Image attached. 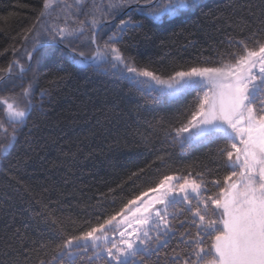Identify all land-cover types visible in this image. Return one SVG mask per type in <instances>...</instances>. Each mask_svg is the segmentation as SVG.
<instances>
[{
    "label": "snow or ice",
    "instance_id": "snow-or-ice-1",
    "mask_svg": "<svg viewBox=\"0 0 264 264\" xmlns=\"http://www.w3.org/2000/svg\"><path fill=\"white\" fill-rule=\"evenodd\" d=\"M202 7L198 0H40L34 19L18 33L21 41H32L26 51L30 63L26 67L14 62L19 76L32 72V78L16 93L12 65L6 78L0 76V88L10 93L0 96L4 109L0 154L5 159L28 127L29 116L37 110L45 115V98L71 78L67 71L53 74L36 98L34 62L54 59L59 53L75 65L127 80L153 98L192 96L187 122L176 130L186 133L181 143L223 141L212 163L217 172L221 167L230 171L215 175L205 165L195 174L164 175L76 235L63 234V226L47 211L36 213L38 219L51 221L60 233L55 237L59 242H37L35 249L22 245L25 261L35 251L36 264H64L65 260L75 264L77 257L91 251L89 264H147L146 258L153 256L156 264H264V0H233L224 13L212 14L219 25L216 31L226 34L228 44L225 48V41L220 42L216 66L168 72L143 65L130 53L129 41L139 33L148 38L145 22L181 18ZM86 108L82 101L81 115H87ZM110 111L114 114V109ZM39 128L33 121L29 133ZM142 143L147 146L151 141L143 138ZM156 159L166 163L164 156ZM23 162L18 158L4 171L9 173ZM141 172L131 173L128 181L134 183ZM12 236L23 233L16 228ZM3 247L12 248L11 238L3 241ZM41 252L48 259L39 258Z\"/></svg>",
    "mask_w": 264,
    "mask_h": 264
},
{
    "label": "trees",
    "instance_id": "trees-1",
    "mask_svg": "<svg viewBox=\"0 0 264 264\" xmlns=\"http://www.w3.org/2000/svg\"><path fill=\"white\" fill-rule=\"evenodd\" d=\"M198 2L203 7L184 17L145 22L148 38L139 33L136 40L129 41L133 45L131 55L143 65L168 72L191 66H216L215 52L221 47L220 42L225 41V48L228 44L226 34L216 31L219 25L212 14L224 13L233 0ZM39 7L40 0H0V69L5 70L0 76L14 60L27 66L26 51L31 50L32 41H21L18 33L32 22ZM18 70L13 63L16 93L33 76L26 72L21 77ZM34 70L37 99L39 88H47L53 74L67 71L71 78L45 98V115H39L37 110L29 116L28 127L18 136L7 158L0 154V264H36L38 253L32 251L25 261L22 245L35 249L37 242H59L55 237L60 233L51 221L38 219L36 213L47 211L52 220L63 226V234L76 235L147 191L164 175L195 174L205 165L212 167L215 175L230 171L221 167L217 172L212 163L223 141L181 143L176 130L187 122L192 96L184 100L153 98L127 80L75 65L59 53L54 59L35 61ZM9 94L0 88V96ZM82 101L87 104V115L80 114ZM113 109L114 114L110 111ZM3 119L4 109L0 106V120ZM33 121L40 128L29 133ZM143 138L151 143L145 146ZM157 156H164L166 163L158 161ZM18 158L24 162L6 173L4 170L15 165ZM139 170H143L140 178L134 183L128 181V176ZM16 228L22 237L12 236ZM9 238L11 249L3 247V241ZM88 256L91 251L77 257L75 264H89ZM39 258L48 259L42 252ZM146 259L147 264H156V257Z\"/></svg>",
    "mask_w": 264,
    "mask_h": 264
},
{
    "label": "water",
    "instance_id": "water-1",
    "mask_svg": "<svg viewBox=\"0 0 264 264\" xmlns=\"http://www.w3.org/2000/svg\"><path fill=\"white\" fill-rule=\"evenodd\" d=\"M35 55V54H34ZM15 62V60L14 61H12L11 62V64L10 65H13V63ZM28 63H30L29 61H28ZM28 65V64H27ZM27 67V66H26ZM9 68V67H8ZM8 68H7V70H8ZM12 69V68H11ZM7 70H6V72L2 75V76H4L5 78L7 77ZM11 72H12V70H11Z\"/></svg>",
    "mask_w": 264,
    "mask_h": 264
},
{
    "label": "rangeland",
    "instance_id": "rangeland-1",
    "mask_svg": "<svg viewBox=\"0 0 264 264\" xmlns=\"http://www.w3.org/2000/svg\"><path fill=\"white\" fill-rule=\"evenodd\" d=\"M198 1H200V0H198ZM11 70H12V69H11ZM17 73H19V70H18ZM184 135H186V133H179V137H180V139H182V137H183ZM149 195H150V194H149Z\"/></svg>",
    "mask_w": 264,
    "mask_h": 264
}]
</instances>
